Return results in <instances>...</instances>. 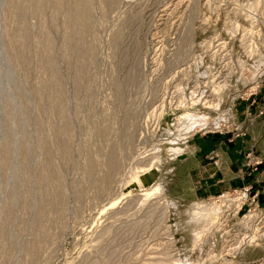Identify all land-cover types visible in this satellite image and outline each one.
I'll return each instance as SVG.
<instances>
[{"label": "rangeland", "instance_id": "rangeland-1", "mask_svg": "<svg viewBox=\"0 0 264 264\" xmlns=\"http://www.w3.org/2000/svg\"><path fill=\"white\" fill-rule=\"evenodd\" d=\"M259 50L264 0H0V264H264Z\"/></svg>", "mask_w": 264, "mask_h": 264}, {"label": "bare ground", "instance_id": "bare-ground-1", "mask_svg": "<svg viewBox=\"0 0 264 264\" xmlns=\"http://www.w3.org/2000/svg\"><path fill=\"white\" fill-rule=\"evenodd\" d=\"M263 53L264 52L260 53V50H259V62L257 64V66L255 67V70L251 71V75L252 76L250 75V78L246 79L247 78L246 77L244 80L241 81V82L245 81V82H247V84L248 83H250V84L252 83L250 86L256 85V86L252 87L253 90L257 89L258 85L256 84L257 83L256 80H258V78L261 77L260 75L263 73V71H261V66H262V64L264 65ZM257 58H258V55H257ZM243 68H244L243 64H240V70H242ZM241 76H242V74H241ZM219 96L221 97V95H219ZM218 103L216 102L213 105V108H214V106L217 107L219 105ZM206 118H207V116L205 114L200 116V117H198L197 114H192V113L188 112L187 114H185L184 117L179 119L178 125L176 126V131H175L176 133H174V132L172 133V131H167V134L168 135L173 134L174 136L179 135V137L181 138L183 136V134H182L183 132H186L188 130V128L193 127V125H195L197 123H200V122L204 123L206 121ZM195 126H197V125H195ZM179 151H181L179 148L175 149L174 147H172L170 149V153L171 152L177 153ZM221 208L220 207L216 208L213 204L205 205L203 203L202 204L197 203L192 208H191V206H190V209L188 208V211L186 212V218L183 219L179 224H180L181 227H183L186 230L191 229L192 232L194 231V233H195L194 234V238H196L198 235H201V234H203V232H205L207 226L211 225L213 222H218L219 221V217L221 216V214L223 213V210H224V209H222V213H221ZM203 219H205V220H203ZM185 222L189 223L190 226H188V227L186 226L185 227V225H184V224H186ZM194 228H195V230H193Z\"/></svg>", "mask_w": 264, "mask_h": 264}, {"label": "crops", "instance_id": "crops-1", "mask_svg": "<svg viewBox=\"0 0 264 264\" xmlns=\"http://www.w3.org/2000/svg\"><path fill=\"white\" fill-rule=\"evenodd\" d=\"M250 117H253L256 122L255 125L253 124V126L247 130V132L245 128V134H244L245 142L241 147V151H246L249 149L254 152L256 151L259 156L260 155L262 156L264 154V114H259L258 116L254 115V116L245 117L243 120L244 121L243 126L247 127V125L249 124L248 119ZM203 142L206 144L209 143V141L206 139H204ZM214 148H215L214 150L218 151L219 174L218 173H216V175L215 173L210 174V172H212L210 171L207 174L209 181L211 182L216 181V183H214L216 185H213L214 187L223 185V187L226 188L228 186L231 187L232 185L238 184L239 181L235 178L234 170L231 166V164L233 163L231 162L232 156L229 155L226 151H224L222 145H215Z\"/></svg>", "mask_w": 264, "mask_h": 264}]
</instances>
